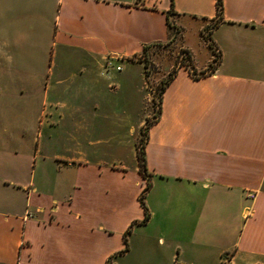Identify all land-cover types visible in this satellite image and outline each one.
<instances>
[{"label":"crops","instance_id":"obj_1","mask_svg":"<svg viewBox=\"0 0 264 264\" xmlns=\"http://www.w3.org/2000/svg\"><path fill=\"white\" fill-rule=\"evenodd\" d=\"M184 21L215 44L204 74L213 52L202 36L197 62ZM174 24L189 62L160 75L172 78L146 130L140 222L135 146L131 164L111 157L150 117L133 102L142 64L127 58L168 42ZM102 76L132 103L92 104ZM11 86L21 97L18 114H0V264H264V0H222L221 19L215 0H0V94Z\"/></svg>","mask_w":264,"mask_h":264},{"label":"rangeland","instance_id":"obj_2","mask_svg":"<svg viewBox=\"0 0 264 264\" xmlns=\"http://www.w3.org/2000/svg\"><path fill=\"white\" fill-rule=\"evenodd\" d=\"M183 24H184V29H185L182 33L183 40L188 42L189 45H191V47L193 48V53H194L193 55L195 56V59L197 60V62L203 61L206 55L208 54V51H207L206 46L201 41L203 35L202 33L200 34L198 32L197 23L196 22L190 23V22L184 21ZM175 27H177L175 26V24L171 25L170 40L168 42L156 43L148 48L145 47V49L141 53L127 58V60L129 61H138L139 63L142 64L143 72L145 73L144 75L145 76V86H146V90L149 91L150 93L151 102L150 101L148 102L147 98L144 97L146 90L145 91L139 90L140 92H137L135 90L133 102L135 104V102L138 101V105H141V104L142 105L145 104V106L150 105L151 107L150 117H147L143 125L139 128V132L137 136H136V132L132 135H129V133H124V143H123L124 149L122 150L123 154L121 156L113 155L111 156L112 158L121 157L124 161H126L129 164L134 162V152H133L134 146H135V151H136V142L139 140L141 135L143 136L144 134L143 128L145 127L146 122L150 121L153 118L154 112L156 111L158 107L157 100H158V95H159L158 87L161 82L160 75L163 74L165 68H167L168 66H170V72L172 73L177 64L189 62V57L187 53L184 51V49L179 47L180 32H179V29H175ZM206 30L208 31V28ZM206 30L205 32H207ZM173 40H176V41H173ZM27 48L29 52L32 51L31 47L28 46ZM12 54L17 55L14 49H12ZM117 72L118 71L115 70V68L109 67V75L110 74L115 75ZM167 75L168 73L165 75V77H163V79H165ZM101 79L105 81V82L102 81V86H103L102 88L104 89V92L102 93L103 95L96 97L97 101L95 100V97H94V99L92 100V104H96V103L102 104L111 110V105L114 109L117 106L116 104L120 103V100L123 99L122 101L123 103L127 102V99L129 97L128 95L123 94V93H127L125 86H124V90H121L120 88H117L116 90L109 89V88H106L105 76H102ZM153 93L155 95V102H156L155 104L153 103ZM20 97L21 96L19 94V89L18 87H15V86H11L7 88L6 93L1 92L0 106H2V109H0V114L7 115L10 113L9 111L4 110V107H3L4 105H11L12 106L11 113L13 114L14 112H16V114H18L17 105L20 102ZM128 100L130 102H127L126 104L132 103L131 102L132 100L130 98ZM129 119L130 118H125L124 123L125 121ZM141 128L143 129L142 132H141ZM34 129L35 127L29 125L27 128V132L25 133L20 132L28 136L27 139L29 140V142L27 145L30 144L31 142L30 140H32L33 138ZM118 129H119L118 125L117 126L113 125L111 127H108L107 129H105V131H103V136H106L111 131L118 130ZM11 131L13 132V134H19L18 129H16L15 127H12ZM95 134L97 135L96 132L95 133L93 132V135ZM60 145H63V143Z\"/></svg>","mask_w":264,"mask_h":264},{"label":"trees","instance_id":"obj_3","mask_svg":"<svg viewBox=\"0 0 264 264\" xmlns=\"http://www.w3.org/2000/svg\"><path fill=\"white\" fill-rule=\"evenodd\" d=\"M221 14H222V0H215V16L217 19H221ZM215 24V22L213 23ZM206 30V29H205ZM205 30H203L202 32V35H203V38L207 41V44L208 46L210 47V49L212 50L213 52V62H211L207 69H204V70H200L198 73L201 75V74H204L206 71L208 70H212L215 66V64L218 62L219 60V55H217V52L215 50V44L213 43V41L210 39L209 37V34H208V31L205 32ZM145 49V46L143 47V50ZM142 50V51H143ZM188 63V62H187ZM187 63H183L185 64L186 66L188 65ZM189 70L192 72V74L194 76H197L198 74L195 72V70L193 68H191L189 66ZM172 78V74L169 73L168 76L161 80L160 82V85H159V95H158V100H157V103H158V107L156 109V111L154 112V116L153 118H157L158 117V114L160 112V103H161V96H162V91L163 89L165 88V86L168 84V82L170 81V79ZM153 103L155 104V95L153 93ZM153 118L150 120V121H147L146 124H145V127L143 128L144 131H143V136L141 135L139 140L136 142V157H137V162H138V168H139V171L141 172V174L146 178V184L141 192V194L139 195V201L141 203V205L143 206L144 208V216L143 218L140 220V222H144L147 220L148 218V210H147V207L146 205L144 204V200H143V194L144 192L146 191V189L149 187V181H148V178H147V170H146V164H145V158H144V151H143V147H144V142H145V139H146V130L149 126V124L151 123V121L153 120ZM141 128V132L143 130ZM129 230V229H128ZM127 230V231H128Z\"/></svg>","mask_w":264,"mask_h":264},{"label":"built area","instance_id":"obj_4","mask_svg":"<svg viewBox=\"0 0 264 264\" xmlns=\"http://www.w3.org/2000/svg\"><path fill=\"white\" fill-rule=\"evenodd\" d=\"M120 67H121V66L118 65V66H116V69H120ZM250 196H252V194H251ZM222 264H227V262H226V261H223Z\"/></svg>","mask_w":264,"mask_h":264}]
</instances>
